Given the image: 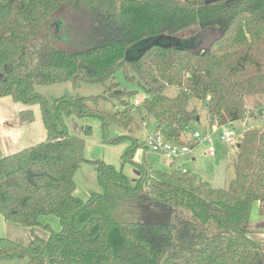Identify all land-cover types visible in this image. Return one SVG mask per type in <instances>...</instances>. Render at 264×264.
Listing matches in <instances>:
<instances>
[{
    "label": "trees",
    "instance_id": "trees-1",
    "mask_svg": "<svg viewBox=\"0 0 264 264\" xmlns=\"http://www.w3.org/2000/svg\"><path fill=\"white\" fill-rule=\"evenodd\" d=\"M62 11L82 22L86 45L67 50L53 43L46 27ZM206 31L218 33L206 47L176 45L199 43ZM120 69L147 97L140 106L155 119V133L193 146L182 140L199 120L190 98L202 100L206 116L221 125L243 120L250 100L256 106L264 100V0H0V97L39 103L47 133L45 141L16 153L0 152V215L30 229L27 245L0 238V262L264 264L262 242L250 229L255 204L264 218V130L240 137L234 178L224 190L181 170L141 166L131 181L111 164L84 159V141L70 134L66 120L96 117L103 130L115 123L130 133L133 103L123 101L122 111L109 113L90 107L98 96L49 102L37 91L66 82L111 84ZM168 86L177 88L174 97L165 95ZM111 93L123 95L116 88ZM20 119L31 122L32 112H21ZM83 131L89 136L90 126ZM120 138L130 139L107 143ZM138 143L130 142L125 160ZM83 162L102 189L86 199L75 195Z\"/></svg>",
    "mask_w": 264,
    "mask_h": 264
},
{
    "label": "rangeland",
    "instance_id": "rangeland-1",
    "mask_svg": "<svg viewBox=\"0 0 264 264\" xmlns=\"http://www.w3.org/2000/svg\"><path fill=\"white\" fill-rule=\"evenodd\" d=\"M59 28H56V27ZM46 32L53 36L56 41L53 43L67 50H75L81 46L86 45V28L80 20L73 18L68 12L62 11L52 17L49 26L46 27ZM215 31H206L202 36H199V43L194 41H178L176 45L184 46L186 48L206 47L212 38L217 36ZM132 73L129 71L128 75ZM109 86V87H108ZM110 88V93L106 92V88ZM116 88L123 92L122 97H115L112 95V89ZM37 91L43 95L49 102L53 99L62 96H74L90 97L98 96L100 99L97 104L90 103V107L102 110L109 113L122 111L124 109L123 101H127L130 104L133 100L139 101L145 96L143 90L137 83V81H129L125 77V73L122 69L118 70L112 79V83L107 82L105 84H81L79 87H75L71 82L57 84L53 86H40ZM177 88L168 86L164 90V93L168 97H174L177 94ZM126 93H133L128 98L125 96ZM1 98V97H0ZM12 99V97H8ZM258 100V99H257ZM22 106L24 104L16 102ZM261 106H256L251 100L248 102L247 108L249 115L246 119L232 122L226 129H233L235 131V144L226 143L220 138L221 130L213 131L211 133L212 145L214 148V155L207 153L206 144H198L195 146L191 154L184 157L175 158L174 165L169 164V160L160 154L154 153L150 149L144 147L143 143L146 137L153 136L155 134V119L147 114L142 106L133 107L132 115L134 117L135 126L129 133L119 127L115 123H110L106 130H103L101 123L96 117L86 118L84 121L73 117L72 123H70V134L82 136L85 139L83 157L86 160H102L105 163L111 164L116 170H122L123 174L134 181L138 177V166L143 168H151L150 171L159 170L164 173H169L173 170L185 169L189 176L193 177L197 182H206L213 189H226L229 182L234 178V171L232 163L235 159L236 144L240 137L243 135L245 130L258 129L264 130V115H260V111L264 109V100L260 101ZM41 105L35 103L27 105L33 110L36 115V121L40 120L42 123V111ZM1 108V107H0ZM189 108L195 109L198 113V122L190 124V130L187 131V137H191L193 130H203L206 113L204 108V102L197 98L189 99ZM261 108V109H259ZM39 118V119H38ZM43 124V123H42ZM88 125L91 128L89 136H84V126ZM246 125V127H244ZM185 136V135H184ZM118 137H130L120 138L119 141L114 144L107 143L108 140H113ZM138 139L139 147H137L130 157V160H125L122 155L127 150L132 140ZM189 140H187L188 142ZM81 166H85L91 173L94 174L92 183L94 185L92 193L101 192L102 189L97 184L96 174L93 171V167L89 163L83 162ZM77 177V178H76ZM76 183L80 186L81 181L76 176ZM90 181V180H89ZM257 205L255 204L252 208L251 215V226L250 229L254 233V237L257 241L262 242L264 248V218H257ZM256 221V222H255ZM48 223H50L53 230H59V224L57 219L49 217ZM34 231L38 234L43 235L44 231L36 227ZM8 238L22 245H27L30 240V229L17 224H12L4 220L0 215V238ZM26 259L14 258L11 260L1 261L0 264H22Z\"/></svg>",
    "mask_w": 264,
    "mask_h": 264
},
{
    "label": "crops",
    "instance_id": "crops-1",
    "mask_svg": "<svg viewBox=\"0 0 264 264\" xmlns=\"http://www.w3.org/2000/svg\"><path fill=\"white\" fill-rule=\"evenodd\" d=\"M26 106L27 105L22 106L16 103V101L13 98L12 99H8L7 97L0 98V107H1L0 108V152L3 156L11 155L26 147L33 146L35 144H38L46 140L47 133L44 125L42 124L43 122L40 123L39 120L37 123L36 115L33 113V110ZM26 110H30L32 112L33 120L31 122H25L20 119V113ZM70 119H71L70 123L74 122L73 117H70ZM84 120L85 119H83L82 121ZM68 124L69 121L67 123V126L70 131V126ZM186 134H184L185 136H182L183 141L190 140V137L189 136L187 137ZM72 136L82 138V140L85 143V139L82 136H77L75 134ZM194 148L195 145L193 144V146H191V152L193 151ZM191 152L189 154H191ZM88 161H92V160H88ZM169 164L171 166L174 165V161H169ZM81 165L82 163L78 167L74 176L75 195L79 198L86 199L92 194L93 191L94 185L92 183V179L94 174L89 171L90 169ZM76 176H79L78 179H80L81 181L80 186H78L76 183V179H75ZM96 181H97V175H96Z\"/></svg>",
    "mask_w": 264,
    "mask_h": 264
},
{
    "label": "built area",
    "instance_id": "built-area-1",
    "mask_svg": "<svg viewBox=\"0 0 264 264\" xmlns=\"http://www.w3.org/2000/svg\"><path fill=\"white\" fill-rule=\"evenodd\" d=\"M144 98L147 97L144 96L142 100ZM142 100L139 101L136 99L133 102V106L134 107L140 106ZM259 113L260 115H264V109L261 110ZM249 114L250 113L248 111L244 119H246L248 117L247 115ZM231 123L221 125L217 121H212L210 116H206L204 129L193 130L189 141H192L195 146L198 144L208 145L207 153L209 155H214V148L211 139V133L213 131L221 130L220 138L226 143H230L232 145L235 144V131L233 129L225 128ZM244 127H246V125H244ZM182 136H184V134ZM143 145L145 148L150 149L154 153L160 154L169 161H173L177 157H184L191 152V146H189L185 142L178 143V142L169 141L159 133H155L153 136L146 137ZM182 172L185 173L186 170L182 169Z\"/></svg>",
    "mask_w": 264,
    "mask_h": 264
},
{
    "label": "water",
    "instance_id": "water-1",
    "mask_svg": "<svg viewBox=\"0 0 264 264\" xmlns=\"http://www.w3.org/2000/svg\"><path fill=\"white\" fill-rule=\"evenodd\" d=\"M215 1H219V0H205V4H211V3L215 2Z\"/></svg>",
    "mask_w": 264,
    "mask_h": 264
}]
</instances>
